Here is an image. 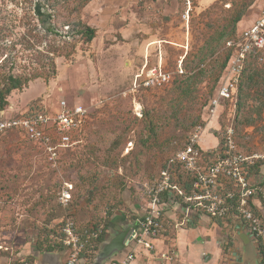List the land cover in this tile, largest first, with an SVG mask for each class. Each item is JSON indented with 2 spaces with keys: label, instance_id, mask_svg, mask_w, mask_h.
<instances>
[{
  "label": "rangeland",
  "instance_id": "374dc122",
  "mask_svg": "<svg viewBox=\"0 0 264 264\" xmlns=\"http://www.w3.org/2000/svg\"><path fill=\"white\" fill-rule=\"evenodd\" d=\"M76 2L0 0L3 73L8 74L12 62L13 74L48 75L12 90L0 118L16 116L31 106L53 113L59 100L80 104L89 114L88 124L75 138L78 142L61 151L57 166L49 165L40 146L22 132L7 130L0 135V264L28 258L31 264H42V253L50 251L43 250L41 243L65 217L81 225L92 223L106 206L116 203L122 218H132V210L144 204L145 182L185 142L197 118L202 120V148L214 144L211 135L219 138L216 130L231 124L244 153L264 152V96L243 99L239 109L221 101L214 115L208 106L201 107L233 14L244 8L236 24L240 30L255 18L256 0H191L187 20L181 18L183 0H90L78 8ZM51 8L68 20L93 27V39L84 41L74 34V26H61L59 35L46 32L49 21L37 12ZM222 32L215 46L214 38ZM258 54L261 64L264 49ZM153 68L167 72L169 82L145 85ZM188 77L187 93L180 94V82ZM135 110H140L139 115ZM63 181L74 185L68 208L57 201ZM172 207L169 203L166 210L177 219L181 210ZM112 216L108 215L109 227H114ZM243 230L235 220L223 227L222 258L216 264H238L241 244L236 234ZM229 235H234L235 243ZM156 247L152 252L162 250L159 244ZM254 248L260 257L256 242ZM134 262L141 264L139 255ZM149 264L177 263L156 262L154 257Z\"/></svg>",
  "mask_w": 264,
  "mask_h": 264
},
{
  "label": "built area",
  "instance_id": "2783aa9c",
  "mask_svg": "<svg viewBox=\"0 0 264 264\" xmlns=\"http://www.w3.org/2000/svg\"><path fill=\"white\" fill-rule=\"evenodd\" d=\"M256 1L258 10L255 18L237 30L233 39L225 42V48H232V53L207 104L210 115L221 101L233 103L246 59L264 49V0ZM183 5L181 18L187 20L191 0H183ZM169 79L167 72L153 68L148 72L145 85H162ZM135 113L139 115L140 110H135ZM88 119L89 114L84 106L59 100L53 113L31 106L16 116L0 118V135L7 130L22 132L27 140L40 146L49 165L57 166L61 151L78 142L75 138L84 130ZM201 132L200 127H196L189 134L186 144L167 158L158 173L145 182L142 191L146 207L141 214L129 218L137 221V229L124 249L102 264H131L138 250L149 252L155 249L154 241L164 231L159 216L169 203L179 205L176 196L184 190L178 177L181 170L190 177V191L184 197V202L201 204L203 207V212L196 214L210 219L232 217L244 227L254 242L264 248V225L261 220L264 213V152L246 154L241 151L234 140L231 124L219 133L221 143L217 138L218 143L212 148L200 146ZM220 147L223 151L215 159L207 153L209 149ZM72 190L71 182H62L57 201L63 208L70 206ZM163 194H166V201L161 199ZM58 233L57 243L60 247L53 252L59 254L60 264H81L84 261L94 262L107 229L93 223L78 224L69 216L58 224ZM19 264L30 263L21 260Z\"/></svg>",
  "mask_w": 264,
  "mask_h": 264
},
{
  "label": "trees",
  "instance_id": "16d2710c",
  "mask_svg": "<svg viewBox=\"0 0 264 264\" xmlns=\"http://www.w3.org/2000/svg\"><path fill=\"white\" fill-rule=\"evenodd\" d=\"M89 1L90 0H78V2H76L75 6L77 8L84 6ZM51 10H49L50 12H46V11L37 12V14L39 16L46 17L47 20L49 21L48 25L45 27L46 32H48L52 35H59L58 31H59V28L61 26H64V25H67L68 27L74 26V28H73L74 34H76L80 38L84 39V41L90 42L93 39V37L95 35V29L93 27H90L87 24L81 23L80 20H75V19L72 20V18H70L68 20L66 17H62L61 16L62 13L58 12V10H56L55 8H51ZM72 11H69L68 14L71 15ZM243 11H244V8H242L240 10H236V12L233 14V17L231 18V21H230V28L224 32L225 33L224 35L226 37L222 41L221 53L218 55L217 59L214 62L215 63L214 73H213V75L209 81L208 86H207L206 95L204 96L203 103L201 104L202 108L207 106L209 100L212 98L214 89H215V87H216V85H217V83H218V81L222 75V72L226 66V63H227V61H228V59L232 53V48H225V42L227 40L233 39L235 37L236 31H237L236 24L241 19ZM60 16L62 18H60ZM222 34H223V32L218 33V35L214 38V39H216L215 46L219 45L217 43H219V40L221 39ZM214 39H212V40H214ZM215 46L213 45L212 47H215ZM32 51H33L32 53H40L39 51H37V49H32ZM258 57H259V54H256L253 57H248L244 63L243 69H242L241 74L238 78L237 90H236V94H235V97L233 100L234 106L237 104V109H239L241 107L242 100L245 98H248L250 96L253 97L254 95L264 96V62H262L260 64L258 62ZM32 59L33 58H31V57L28 58V62L32 63ZM5 64H6V60L2 59L0 61V111L3 110V108L7 105V96L9 95V93L12 90H21L25 85H27V83L31 79H35L37 77H41V78L46 79L48 77V75H45V74H43V75L32 74L34 76L29 75L28 77L18 75V74H13L12 73L13 63L12 62H11V67H8V69H7L8 74L5 75L3 73V70L5 68ZM50 64H52V62H50ZM53 73H54V71H52V74ZM190 79H191V77H188V78H186V80L184 82H180V86L178 87V88H180L179 89L180 94L185 95L187 93V89H188L187 82ZM201 124H202V120H200V118L198 120V118H197V124H193L194 126H193L192 130H190L189 133H191L193 130H195L196 127L201 128L202 127ZM224 127L225 126H223V128L220 127L218 132L220 133L222 130H224ZM150 129L152 130V128H150ZM218 139H219V143H221L220 136ZM187 141H188V138H186L185 142L181 146L176 148L173 152L168 154L162 160V162L158 166L157 172L154 175H156L158 173L159 169L162 166V163L167 158L172 156L177 149L183 147ZM131 145L132 144H129L127 146V148H126L127 152L131 149L130 148ZM238 148L242 151V149L240 147H238ZM222 151H223V149H222V147H220L219 149H216V150L215 149H209L207 151V153L209 154V156L211 158L215 159L216 155L220 154ZM178 177H179L180 184L183 185L184 190L181 188L182 194L176 196V202L185 208H188V209L195 211V213H202L203 207L201 206V204H194V203H190V202L185 203L183 200L184 197L187 196L189 194V191H190V188H189L190 177H189V175L184 170H181L178 173ZM72 191L74 194V185H73ZM142 196H143V199H146L143 194H142ZM139 198L141 199L142 197L140 196ZM73 199H74V196H72L71 203H72ZM161 199L163 201H166V194H163L161 196ZM117 209H118V204H116V203L115 204L114 203L109 204L108 206H106L104 208V210L100 214V216L98 218H96V220L92 223L94 225L102 226L104 229H107L108 228V226H107L108 215H110L111 213H113ZM159 219H160V221L163 225V228H164V231L161 234H164V235H167V236L173 238L174 237L175 223L172 220L168 219L166 216H164V214L162 212L159 216ZM212 220L214 222H216L218 225H223L224 222H226L228 225H232L234 222V219L232 217H226L223 219L212 217ZM261 220H262L263 225H264V220L263 219H261ZM58 235H59L58 226L56 229H54V228L49 229L46 233V237L44 238L43 243H41L42 249L48 250V251L58 250L60 247L59 244L57 243V236ZM256 245L258 247V251L260 254L259 264H264V248H263V245L259 244L258 242L256 243ZM19 263H20V261L19 262H13L12 264H19ZM29 263H30V261H29Z\"/></svg>",
  "mask_w": 264,
  "mask_h": 264
},
{
  "label": "crops",
  "instance_id": "0c3cea01",
  "mask_svg": "<svg viewBox=\"0 0 264 264\" xmlns=\"http://www.w3.org/2000/svg\"><path fill=\"white\" fill-rule=\"evenodd\" d=\"M211 136L212 139L214 140V144L206 146L205 149L210 147L211 148L215 147L218 143L217 138L214 137L213 135ZM202 141L207 142V139L204 138L202 139ZM145 207L146 206L144 201V204L140 205V207L137 208L139 209L138 210L139 212L136 211L137 209L132 210L131 215L135 216L136 214L137 215H139V213L141 214ZM175 207H178L179 210H181L179 211V216L177 219L175 218L174 213L171 212L170 210L167 211L165 209L163 212L164 216H166L168 219L172 220L175 223L174 237L171 238L167 235L161 234L158 237V239L154 241V244L157 245V247L158 244L162 246L161 251L152 252L153 251L152 250L148 252L142 249L138 250L137 255L140 256V263L141 264H149V262L152 263L154 257L156 262L158 261L161 263H164L170 259H173L177 264H216L217 263L216 261L220 262V259L222 258L221 243L223 242V235H225L223 233V227L227 226L228 224L223 223V225H218L216 222L212 221V219H210L207 216L199 215L193 211L186 210L180 205L173 206L172 209H175ZM123 215L124 214H121V212H118L117 210L113 212L112 222L114 223V226L120 223ZM126 218L129 220V217L127 215ZM201 221H204L207 228H204L205 225L204 226L198 225V223ZM110 228L113 227H109V230ZM233 236H230L231 241L235 243L236 240L234 239ZM211 237L213 238L214 243L211 242ZM163 249H165V252H163ZM169 250L171 252H168ZM162 254L163 256H161ZM169 254H171V256L169 257L170 259L168 258ZM81 264H93V262L84 261ZM131 264H138V263L133 261Z\"/></svg>",
  "mask_w": 264,
  "mask_h": 264
},
{
  "label": "water",
  "instance_id": "95a60500",
  "mask_svg": "<svg viewBox=\"0 0 264 264\" xmlns=\"http://www.w3.org/2000/svg\"><path fill=\"white\" fill-rule=\"evenodd\" d=\"M137 225V221L122 218L120 223L110 228V230L108 226L107 234L102 241L93 264H102L111 256L123 250L131 234L137 229ZM236 240L241 244L240 261L238 264H259L260 258L254 248L255 242L251 236L243 230L236 234ZM41 258L42 264H60L59 254L57 252L44 251Z\"/></svg>",
  "mask_w": 264,
  "mask_h": 264
}]
</instances>
